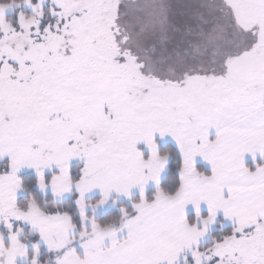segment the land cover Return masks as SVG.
Instances as JSON below:
<instances>
[{
    "label": "snow or ice",
    "instance_id": "obj_1",
    "mask_svg": "<svg viewBox=\"0 0 264 264\" xmlns=\"http://www.w3.org/2000/svg\"><path fill=\"white\" fill-rule=\"evenodd\" d=\"M0 264H264V0H0Z\"/></svg>",
    "mask_w": 264,
    "mask_h": 264
}]
</instances>
